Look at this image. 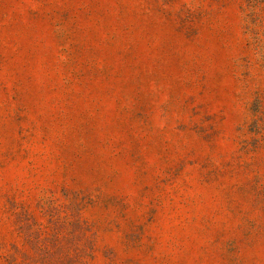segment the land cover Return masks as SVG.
<instances>
[{
  "label": "rangeland",
  "instance_id": "374dc122",
  "mask_svg": "<svg viewBox=\"0 0 264 264\" xmlns=\"http://www.w3.org/2000/svg\"><path fill=\"white\" fill-rule=\"evenodd\" d=\"M0 264H264V5L0 0Z\"/></svg>",
  "mask_w": 264,
  "mask_h": 264
},
{
  "label": "trees",
  "instance_id": "16d2710c",
  "mask_svg": "<svg viewBox=\"0 0 264 264\" xmlns=\"http://www.w3.org/2000/svg\"><path fill=\"white\" fill-rule=\"evenodd\" d=\"M251 3L254 4V5H257V4H263L264 5V0H251Z\"/></svg>",
  "mask_w": 264,
  "mask_h": 264
}]
</instances>
